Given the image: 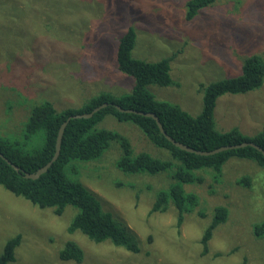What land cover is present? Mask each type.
I'll return each instance as SVG.
<instances>
[{
	"label": "rangeland",
	"instance_id": "obj_1",
	"mask_svg": "<svg viewBox=\"0 0 264 264\" xmlns=\"http://www.w3.org/2000/svg\"><path fill=\"white\" fill-rule=\"evenodd\" d=\"M186 2L0 0V133L22 139V123L33 102L48 99L62 110L101 92H130L135 77L122 72L117 62L119 39L130 26L137 31L134 57L170 58L173 83L148 89L199 113L201 84L240 74L250 54L264 56V0H215L193 17L187 16ZM215 118L220 131L264 132V81L256 89L219 96ZM97 127L127 137L135 153L169 158L166 149L130 121L107 115ZM121 156L120 143L113 140L99 158L71 163L69 174L136 237L139 253L69 232L73 206L59 215L0 186V254L19 232L23 240L9 264H264V234L255 231L264 221L263 166L233 156L217 180L202 169L203 181L185 185L198 195L199 204L178 224L172 202L164 211L153 210L158 193L175 182L171 171L125 172L117 165ZM244 176L251 177L250 185L240 182ZM220 205L227 207V219L215 227L205 253L201 239ZM69 239L84 249L82 262L60 258Z\"/></svg>",
	"mask_w": 264,
	"mask_h": 264
},
{
	"label": "trees",
	"instance_id": "obj_2",
	"mask_svg": "<svg viewBox=\"0 0 264 264\" xmlns=\"http://www.w3.org/2000/svg\"><path fill=\"white\" fill-rule=\"evenodd\" d=\"M214 1L187 0V16L193 17ZM136 39L137 31L134 26H130L120 37L117 48L119 69L135 77L130 92L120 95L101 92L79 107L62 110H58L48 99L33 102L27 120L23 122L24 125L22 123V139L0 133V152L22 170L35 172L53 157L59 128L69 116L90 112L101 103L108 102L107 106L95 112L92 117L70 119L65 127L59 157L38 178L25 177L23 172L17 171L0 156V186L39 208H52L59 215L64 213L67 206H73L76 213L67 227L69 232L81 231L95 242L110 241L133 253L141 251L136 237L117 221L111 211L103 208L90 189L70 176L71 163L99 158L111 141L116 140L122 148V156L117 163L119 169L135 174L171 171L175 182L158 193L153 210L164 211L172 202L178 211V224H182L185 213L193 211L199 204L198 195L188 192L185 185L197 180L203 181L206 176L200 173L202 169L210 171L217 180L222 176L225 162L233 156L253 160L264 167V154L254 146L246 145L209 155L190 152L172 143L153 117L123 112L116 106L119 104L123 108L157 113L171 136L199 150H212L222 145L250 140L264 148V132L249 135L239 127L220 131L215 118L219 96L225 93H244L263 84L264 56L261 53L250 54L244 58L240 74L210 82L208 85L201 84L203 107L199 113L192 114L177 103L158 98L148 89L150 84L169 86L173 83L170 58L151 61L134 57L132 50ZM107 115L134 123L156 146L166 149L169 158H157L146 152L135 153L127 137L114 130L98 128V123ZM240 182L250 185L252 180L250 176H244ZM227 214L226 206L215 207L212 222L205 228L201 239L205 253L209 250V241L215 227L227 219ZM255 231L258 235L264 234V221L255 226ZM22 240L23 235L19 232L7 240L0 254V264H9L16 260V249ZM59 256L63 260L80 263L84 260L85 252L78 242L69 239L59 250Z\"/></svg>",
	"mask_w": 264,
	"mask_h": 264
},
{
	"label": "water",
	"instance_id": "obj_3",
	"mask_svg": "<svg viewBox=\"0 0 264 264\" xmlns=\"http://www.w3.org/2000/svg\"><path fill=\"white\" fill-rule=\"evenodd\" d=\"M109 103L108 102H104L101 103L100 105L96 106L95 108H93V110H91L90 112H83V113H77L74 115L69 116L60 126L59 128V132L57 135V139H56V150L55 153L53 155V157L43 166L39 167L35 172H29V171H24L21 169V167H19L17 164L13 163L11 160H9L2 152H0V156L5 158L9 164H11L17 171L23 172L24 176L27 178H38L42 173H44L45 171L48 170V168L52 165V163L59 157L60 152H61V147H62V141H63V135H64V130L66 125L68 124V122L70 121L71 118H80V117H92L94 115L95 112L99 111L101 108L107 106ZM117 108L120 111L123 112H133V113H139L145 116H151L153 117L156 121L157 124L160 128V130L164 133V135L172 142L174 143L176 146L180 147L181 149L190 151V152H194L197 154H203V155H209V154H214L218 151H222V150H226V149H233V148H239V147H243L246 145H251L256 147L257 149H259L260 151L263 152L264 154V148L257 144L254 141H243L241 143H235V144H227V145H222L220 147L214 148L212 150H199L196 149L188 144H185L179 140H176L173 136H171L164 128L159 116L157 115V113L153 112V111H143V110H137V109H132V108H123L121 105L117 104L116 105Z\"/></svg>",
	"mask_w": 264,
	"mask_h": 264
},
{
	"label": "bare ground",
	"instance_id": "obj_4",
	"mask_svg": "<svg viewBox=\"0 0 264 264\" xmlns=\"http://www.w3.org/2000/svg\"><path fill=\"white\" fill-rule=\"evenodd\" d=\"M65 131V130H64Z\"/></svg>",
	"mask_w": 264,
	"mask_h": 264
}]
</instances>
